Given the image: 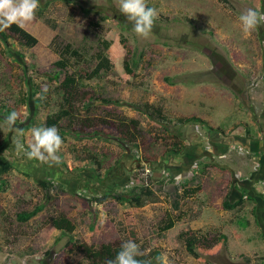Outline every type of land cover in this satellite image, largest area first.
<instances>
[{"label":"rangeland","instance_id":"374dc122","mask_svg":"<svg viewBox=\"0 0 264 264\" xmlns=\"http://www.w3.org/2000/svg\"><path fill=\"white\" fill-rule=\"evenodd\" d=\"M147 6L157 11L147 37L119 0H40L23 24L37 45L0 39V155L13 163L0 184V264H90L82 244L126 240L138 243L139 264H160L162 254L168 264H264V23L245 34L238 20L249 8L264 12V0ZM66 43L84 48V59L59 71ZM67 73L84 83L70 96L73 116L48 125ZM50 126L63 139L58 162L29 158L31 130ZM198 174L202 183L191 184ZM44 179L64 189L50 199ZM142 185L155 194L135 203L131 189ZM38 206L29 220L17 217ZM53 217L75 229L56 228Z\"/></svg>","mask_w":264,"mask_h":264},{"label":"trees","instance_id":"16d2710c","mask_svg":"<svg viewBox=\"0 0 264 264\" xmlns=\"http://www.w3.org/2000/svg\"><path fill=\"white\" fill-rule=\"evenodd\" d=\"M16 38L23 46L33 47L38 44V38L28 31L25 27H18L13 24L10 28L5 29L4 31H0V39L5 43L9 44L10 38ZM84 48L81 46H74L72 43L62 44L60 48H58L59 59L54 63L55 68L59 71H66L72 60H83ZM80 78V79H79ZM76 78L74 74H66L61 86L63 88V102L61 103L60 110L56 113L54 117H50L48 120V125L57 126L59 121L63 118L72 117V101L71 95L72 92L79 86V84H84L82 77ZM81 86V85H80ZM44 97H34L35 106H41ZM181 124L186 123L189 119L180 118L178 120ZM130 123L133 126H138L139 121L131 119ZM181 149V148H180ZM13 168L12 161L6 156L0 155V184L5 183L4 175ZM206 174V171H203V174ZM202 174V173H201ZM191 184H201L202 183V175H194L190 180ZM42 187L46 190L47 196L50 199L55 197V193H59L64 189L62 183H54L51 179H44L41 183ZM158 191L163 192V186L159 185L157 188ZM156 189H152L150 185H142L135 186L131 189V198L135 203H140L143 197H150L155 194ZM52 192V193H50ZM232 194V190L229 188L223 197V206L225 209H233L237 206V203H232L230 201V196ZM173 207L178 208L180 204L181 194L179 192V187L175 186V192L173 195ZM41 206L36 207L31 211H23L20 212L17 217L22 221H27L33 216H35L40 210ZM53 225L62 230L73 231L75 229V224L71 221V219L67 217H53L52 218ZM174 225V221H169V224L164 227V230L172 227ZM122 243H114V244H104L100 247H96L93 245H89L87 243L82 244V252L85 256V259L90 264H109V261L113 260L120 250V245ZM138 260V258H136ZM139 261V260H138Z\"/></svg>","mask_w":264,"mask_h":264},{"label":"clouds","instance_id":"9594fccd","mask_svg":"<svg viewBox=\"0 0 264 264\" xmlns=\"http://www.w3.org/2000/svg\"><path fill=\"white\" fill-rule=\"evenodd\" d=\"M40 6V0H0V31L10 28L13 24L22 27L32 21ZM119 11L133 23V31L143 37L150 33L157 17L156 9L147 6V0H119ZM242 31L250 33L259 24L264 23V12L249 8L238 16ZM18 114L13 111L6 118L8 127H13ZM34 142L29 145V158L40 161H56L59 157L63 139L55 126L35 127L31 130ZM23 149L22 144H16V150ZM139 245L133 240H126L120 245V250L109 264H139L136 259ZM160 264H168L167 255L162 254Z\"/></svg>","mask_w":264,"mask_h":264}]
</instances>
